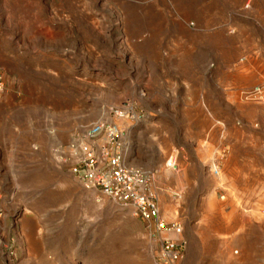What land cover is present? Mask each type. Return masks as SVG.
<instances>
[{
	"label": "rangeland",
	"instance_id": "374dc122",
	"mask_svg": "<svg viewBox=\"0 0 264 264\" xmlns=\"http://www.w3.org/2000/svg\"><path fill=\"white\" fill-rule=\"evenodd\" d=\"M216 1L0 0V102L10 118L0 133V264H156L150 225L71 172L70 147L99 123L124 128L131 163L158 171L162 216L188 242L182 264H209L215 241L231 251L221 264H241L238 237L224 228L264 226V168L224 167L222 141L191 118L187 87L216 71L239 74L247 89L262 83L264 0H221L223 12L198 14ZM128 104L138 121L115 116ZM246 104L255 109L232 124L233 162L264 152V106ZM246 184L261 188L229 189Z\"/></svg>",
	"mask_w": 264,
	"mask_h": 264
},
{
	"label": "built area",
	"instance_id": "2783aa9c",
	"mask_svg": "<svg viewBox=\"0 0 264 264\" xmlns=\"http://www.w3.org/2000/svg\"><path fill=\"white\" fill-rule=\"evenodd\" d=\"M240 99L244 103L264 106V80L253 88L242 90ZM115 116L123 121H138L129 104L118 109ZM125 134L126 130L116 124L99 123L88 127L86 144L76 142L70 147L75 158L71 172L86 189L96 191L122 208L132 209L137 217L150 225L159 244L156 264H182L188 250L184 227L180 222L169 223L163 218L160 194L156 189L159 173L131 163ZM62 156L67 162V150ZM212 172L220 173L218 167H213Z\"/></svg>",
	"mask_w": 264,
	"mask_h": 264
},
{
	"label": "crops",
	"instance_id": "0c3cea01",
	"mask_svg": "<svg viewBox=\"0 0 264 264\" xmlns=\"http://www.w3.org/2000/svg\"><path fill=\"white\" fill-rule=\"evenodd\" d=\"M222 2L224 1L217 0L215 3H212L213 6L199 10L198 14L205 15L214 12L217 15L225 9ZM232 2L230 0V3ZM226 3L228 2L226 1ZM197 5L207 6L204 2H198ZM199 15V23L202 25L211 24L209 21L203 22L204 18L201 17L200 19ZM238 66L239 64L236 65V67ZM229 71L231 72V69H229ZM227 72L222 75L220 71H216L208 81L203 80L201 82L199 78L197 80L195 78L192 80L190 88L187 87L191 90L193 95L191 118L194 123L198 121V126H201L203 136L209 139L218 137L217 139L222 141L223 148L225 149L223 153L225 168L235 167L237 169L247 166L254 168L261 167L263 169L264 152L257 151L253 153L252 151H245L244 153H238L240 158L239 161H232V152L230 151L232 124L234 121H238L239 118L242 119L245 112L247 116H250L251 114L247 111L255 108H250L249 104L243 103L242 101H232L233 94L238 97V93L247 88H245L246 83L244 78H241L237 73L233 74ZM159 89H164V86H161ZM200 94L203 95L202 98L205 100L201 103L197 101ZM4 107V104L0 102V133L2 130L1 128L5 126L3 121L5 122L6 119L10 120L9 116L4 114ZM260 188V186L255 184L235 185L234 187H232V185L229 186V189L238 190ZM241 196H239L238 199L240 204H247L249 202L254 204L262 200L263 195L254 198ZM228 231L230 235L236 234V237H238L235 243L239 246L238 253L241 255V264H264V226L260 220L240 219L234 224H231L229 228H224V232L227 233ZM230 252V250L228 251L223 246H220L217 241L213 242L207 246V253L210 255L208 258L209 264H221V259Z\"/></svg>",
	"mask_w": 264,
	"mask_h": 264
},
{
	"label": "bare ground",
	"instance_id": "6f19581e",
	"mask_svg": "<svg viewBox=\"0 0 264 264\" xmlns=\"http://www.w3.org/2000/svg\"><path fill=\"white\" fill-rule=\"evenodd\" d=\"M172 169H174V165H173ZM212 173H213V172H212Z\"/></svg>",
	"mask_w": 264,
	"mask_h": 264
}]
</instances>
